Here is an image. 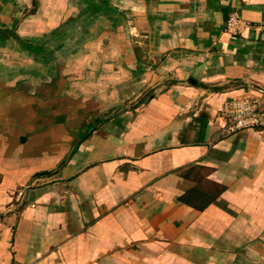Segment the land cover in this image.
<instances>
[{
	"label": "crops",
	"instance_id": "crops-1",
	"mask_svg": "<svg viewBox=\"0 0 264 264\" xmlns=\"http://www.w3.org/2000/svg\"><path fill=\"white\" fill-rule=\"evenodd\" d=\"M5 46L0 264H264V140L219 117L264 0H0Z\"/></svg>",
	"mask_w": 264,
	"mask_h": 264
},
{
	"label": "built area",
	"instance_id": "built-area-1",
	"mask_svg": "<svg viewBox=\"0 0 264 264\" xmlns=\"http://www.w3.org/2000/svg\"><path fill=\"white\" fill-rule=\"evenodd\" d=\"M246 21L238 12H232L227 21L226 29L232 34H239L246 26ZM219 117L222 130L227 134L256 128L264 140V98L256 95L231 98L224 102Z\"/></svg>",
	"mask_w": 264,
	"mask_h": 264
},
{
	"label": "rangeland",
	"instance_id": "rangeland-1",
	"mask_svg": "<svg viewBox=\"0 0 264 264\" xmlns=\"http://www.w3.org/2000/svg\"><path fill=\"white\" fill-rule=\"evenodd\" d=\"M5 47L6 48H4V49L3 48L0 49V78H2V77L8 78L9 77V79H10V78H13L12 75H10L11 73L13 74V73H18L19 72V66H20V64H19L18 61H15V60H19V59L14 58V56L16 54H14L9 49L10 46H8L9 48L7 46H5ZM10 56H12V57L10 58ZM12 58L15 59V60H13ZM8 75H10V76H8ZM248 95H251V94H248ZM240 97H243V96H240ZM234 98H237V97H234ZM0 111H4V110H0ZM0 113L2 115H5V112H0ZM11 115H12V117H15L14 114L11 113ZM11 119H13V118H11ZM13 120L15 121V118ZM0 132L5 135V133L6 134L10 133L11 132V129L8 128V127L5 128V126L3 124H0Z\"/></svg>",
	"mask_w": 264,
	"mask_h": 264
},
{
	"label": "water",
	"instance_id": "water-1",
	"mask_svg": "<svg viewBox=\"0 0 264 264\" xmlns=\"http://www.w3.org/2000/svg\"><path fill=\"white\" fill-rule=\"evenodd\" d=\"M50 171H45L43 173H38L37 175H43V174H48Z\"/></svg>",
	"mask_w": 264,
	"mask_h": 264
}]
</instances>
